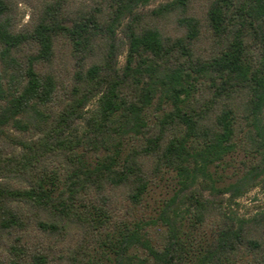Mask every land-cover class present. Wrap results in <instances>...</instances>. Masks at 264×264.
I'll return each instance as SVG.
<instances>
[{"label": "trees", "instance_id": "obj_1", "mask_svg": "<svg viewBox=\"0 0 264 264\" xmlns=\"http://www.w3.org/2000/svg\"><path fill=\"white\" fill-rule=\"evenodd\" d=\"M149 1L45 0L18 28V0H0V264H92L103 236L121 251L146 249L139 264H190L180 229L134 221L146 214L149 185L165 170L190 176L199 157H221L241 138L264 147V0H170L138 11ZM64 71L72 82L62 99ZM156 98L171 108L149 122ZM87 151L105 154L92 164ZM56 162L68 173L61 190ZM119 191L129 217L116 221ZM191 198L203 223L205 203ZM67 239L75 244L62 250ZM244 255L264 264V217L221 229L197 264Z\"/></svg>", "mask_w": 264, "mask_h": 264}, {"label": "rangeland", "instance_id": "obj_2", "mask_svg": "<svg viewBox=\"0 0 264 264\" xmlns=\"http://www.w3.org/2000/svg\"><path fill=\"white\" fill-rule=\"evenodd\" d=\"M45 0H18V25L20 28L30 22L36 14L35 6ZM170 0H150L146 5H140L138 11L150 12L156 7ZM91 3L92 0H72L74 7H80ZM202 0L196 1L197 8H203ZM128 20L124 19L117 27L120 39L124 37V24ZM255 53L259 49H254ZM126 49L119 57V68L123 70L126 64ZM66 49L63 43L60 44L59 57L64 65V70L69 68L70 62L66 60ZM72 77L69 72L64 71L60 77L59 93L65 98L69 89ZM94 103L90 104V107ZM61 105L57 104L56 108ZM171 105L168 103L159 104L158 98L147 109L146 115L149 122H153L157 116L169 110ZM28 120L27 117L23 118ZM260 128L264 136V109L260 114ZM13 129L12 124L7 125ZM254 131V130H253ZM131 147L129 138L123 139V154L125 155ZM13 149L18 147L13 146ZM84 151V147L79 148ZM105 152L87 151L85 158L89 163L95 164L104 156ZM51 166L58 171L57 187L59 190L64 188L66 183L67 171L62 164L56 162ZM195 165V163H193ZM198 167L191 172L190 176L179 175L177 171L165 170L162 177L151 183L144 195L143 207L146 214H137L134 221H144L153 219L156 224L167 228V222L180 229L183 239L191 244L193 254L190 264H197L198 257L202 255L214 242L218 232L229 226L237 227L243 219L263 218L264 217V147L254 149L248 145L244 139H239L236 148L221 157H212L211 160L198 158ZM193 168V167H192ZM193 194L205 203V220L203 223L196 222L197 207L191 198ZM119 214L116 221L120 218L125 220L129 217L127 202L123 191H119L117 196ZM146 218V219H145ZM129 226L133 225L127 222ZM76 239V236H75ZM105 237L91 248L92 264H139L143 258H149L148 252L142 246L135 245L126 251H121L118 245L107 246L104 242ZM75 244L74 240L67 239L62 246L67 249ZM252 254L251 252H247ZM7 254L4 246H0V257ZM226 264H258L253 256L244 255L234 257L231 262Z\"/></svg>", "mask_w": 264, "mask_h": 264}]
</instances>
